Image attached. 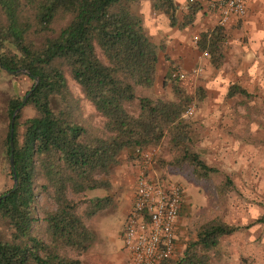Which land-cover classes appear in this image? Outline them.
Returning <instances> with one entry per match:
<instances>
[{
	"label": "trees",
	"instance_id": "trees-1",
	"mask_svg": "<svg viewBox=\"0 0 264 264\" xmlns=\"http://www.w3.org/2000/svg\"><path fill=\"white\" fill-rule=\"evenodd\" d=\"M141 1L0 0V64L11 71L26 70L21 76L31 81L29 89L32 76L38 80L13 121L17 185L12 192L9 120L27 91L20 94L16 88L8 94L2 110L0 195L9 194L0 200V264H83L81 256L92 239L87 221L109 200L89 196V191L108 189L121 153L131 159L135 149L158 147L161 167L176 172L186 168L196 182L217 173L200 157L190 122L182 116L192 98L179 78L167 74L169 97L150 93L158 46L145 32ZM148 4L171 26L178 22L173 0ZM194 9L177 26L191 22ZM224 40L218 24L196 40L214 68L223 62ZM66 75L92 107L98 125L81 117ZM16 81L10 86H17ZM194 94L197 101L203 98L201 88ZM235 94L247 96L232 84L226 96ZM23 107L32 114L23 118ZM233 189L228 176L217 185L221 195ZM39 196L51 206L44 208ZM254 224L264 226V212L247 224L207 218L188 229L181 254L161 264H212L221 237Z\"/></svg>",
	"mask_w": 264,
	"mask_h": 264
},
{
	"label": "rangeland",
	"instance_id": "rangeland-1",
	"mask_svg": "<svg viewBox=\"0 0 264 264\" xmlns=\"http://www.w3.org/2000/svg\"><path fill=\"white\" fill-rule=\"evenodd\" d=\"M14 76V80H17V86H10V83L14 81L13 78L4 72H0V126L2 124L3 106L8 94L16 91V88L20 94H24L31 84V81L26 77H22L21 74H15ZM66 80L72 96L78 103L81 117L89 125H98L99 118L93 114L92 107L82 97L78 87L67 75ZM183 87L190 95L194 96L191 103L193 107L192 114L186 119L190 122L196 149L202 160L218 171L208 181L196 182L186 175V168L181 172H176L173 169L161 167L157 161L161 149L155 147L156 155L153 158L151 169L153 174L181 186V209L175 234L176 243L173 256L181 254L183 243L187 239L188 229L193 228L194 225L207 218L219 216L229 224H245L264 212V97L252 100L250 98L246 101L249 104L248 107H250L249 111L247 110L246 118L260 127L259 137L263 140L261 143L252 146L246 145L242 141L231 140L228 143L227 140H223L222 137L227 134L224 123H227L228 114H218L209 110L213 105L223 107L226 103L229 107H235L238 101L237 98L226 101L212 98L203 100L204 102L200 100L199 102L195 97L194 90ZM150 93L162 97L170 96L168 84L165 81L161 83L160 79L155 81ZM233 101L236 103L233 104ZM251 101L253 102L250 103ZM31 114L32 111L29 107L22 108L23 118ZM253 130L250 131L251 134ZM257 133L258 131H256ZM121 154L118 164L125 162L126 165L131 167L129 171L134 175V181L138 159H130L127 154ZM114 170L112 169L109 175L108 189L89 191V196L92 197L109 196L104 208L87 221V227L92 235L88 247L89 252L113 254L117 251L116 246L118 245L115 242L120 240L121 237L120 232L123 228L124 211L128 205V200L124 197L123 192L125 189L116 188L113 184L114 179L117 177V169ZM3 175V171L0 172V184L4 181ZM224 175H228L232 179L234 189L221 195L217 192V185L220 184ZM125 188H130V186ZM38 201L43 204L44 208L51 206L48 201L43 203L40 196ZM257 227L259 226L253 227L247 232H235L221 237L215 249L212 264H248L246 261L249 252L253 250L249 245V240L253 236H257L258 233L261 237L262 259L264 260V226ZM1 232L2 226L0 225ZM86 253L81 256L83 264H88ZM123 258L126 262L128 259L126 252Z\"/></svg>",
	"mask_w": 264,
	"mask_h": 264
},
{
	"label": "crops",
	"instance_id": "crops-1",
	"mask_svg": "<svg viewBox=\"0 0 264 264\" xmlns=\"http://www.w3.org/2000/svg\"><path fill=\"white\" fill-rule=\"evenodd\" d=\"M173 1L176 5L175 16L178 22L189 13L190 9L193 11V8L196 7L191 22L182 27L177 26L178 22L171 26L165 15L150 10L148 0H142L139 5L145 32L149 39L158 46L156 80L160 79L163 83L170 71L176 72V74H183V77L179 79L183 86L189 90L197 88L203 90L201 102L212 98L224 101L237 98V107H229L226 103L223 107L213 105L209 109L214 113L228 114L227 123H224L227 134L222 139L227 140L228 143L231 140L242 141L246 145L252 146L261 143L264 139L259 137L260 127L246 118L250 108L246 101L250 98L252 100L264 97V0H245L244 15L240 18L231 17L222 26L225 36L223 62L218 68H214L209 63L207 55L196 46L199 34L212 30L218 23L219 13L211 5L213 0ZM232 84L243 88L247 96L235 94L227 97V89ZM234 102L233 104L236 103ZM252 129L254 130L251 134ZM256 131H258L257 134ZM118 165L113 167V170L117 169V177L113 184L116 188L125 189L124 197L128 200L124 211L125 220L132 202L134 175L129 171L131 167L125 162ZM126 186H130V188H125ZM252 220L253 218L247 223ZM256 226L261 228V225L254 224L239 232H247ZM249 241L253 250L249 252L246 262L248 264H264L260 234L253 236ZM115 243L118 246H116L117 251L113 254L88 251L85 255L87 263L128 264V259L126 262L123 260L126 251L123 249L121 237ZM256 243L258 244L256 245Z\"/></svg>",
	"mask_w": 264,
	"mask_h": 264
},
{
	"label": "built area",
	"instance_id": "built-area-1",
	"mask_svg": "<svg viewBox=\"0 0 264 264\" xmlns=\"http://www.w3.org/2000/svg\"><path fill=\"white\" fill-rule=\"evenodd\" d=\"M211 5L219 13V26L245 13V0H213ZM170 76L180 79L183 74L171 72ZM191 98L193 100L192 95ZM191 103L182 113L184 118L192 114ZM134 153L138 161L132 202L121 232L122 246L128 255V264H161L172 257L175 250L181 186L153 174L155 147L135 149Z\"/></svg>",
	"mask_w": 264,
	"mask_h": 264
},
{
	"label": "water",
	"instance_id": "water-1",
	"mask_svg": "<svg viewBox=\"0 0 264 264\" xmlns=\"http://www.w3.org/2000/svg\"><path fill=\"white\" fill-rule=\"evenodd\" d=\"M0 68L6 72L7 74H10V75H15V74H28V72L24 69H20V70H16V71H11V70H7L5 69L1 64H0ZM32 81H33V85L30 89L27 90V92L23 95L22 99H21V102L20 104L13 110L12 114H11V117H10V120H9V158H8V161H9V168L11 170V175H12V181H13V188L10 189L9 192H12L15 188H16V185H17V182H16V177H15V172H14V166H13V160H12V143H11V134H12V129H13V121H14V118H15V115L17 114V112L19 111V109L23 106L26 98L28 97V95L31 93V91L33 90V88L37 85L38 83V80H37V77L36 76H32ZM9 193H4L2 195H0V200L5 198Z\"/></svg>",
	"mask_w": 264,
	"mask_h": 264
}]
</instances>
